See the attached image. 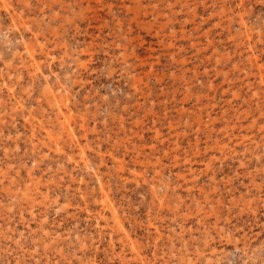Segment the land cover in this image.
Instances as JSON below:
<instances>
[{"label":"rangeland","instance_id":"374dc122","mask_svg":"<svg viewBox=\"0 0 264 264\" xmlns=\"http://www.w3.org/2000/svg\"><path fill=\"white\" fill-rule=\"evenodd\" d=\"M0 264H264V0H0Z\"/></svg>","mask_w":264,"mask_h":264},{"label":"bare ground","instance_id":"6f19581e","mask_svg":"<svg viewBox=\"0 0 264 264\" xmlns=\"http://www.w3.org/2000/svg\"><path fill=\"white\" fill-rule=\"evenodd\" d=\"M67 128H68V126H67Z\"/></svg>","mask_w":264,"mask_h":264}]
</instances>
